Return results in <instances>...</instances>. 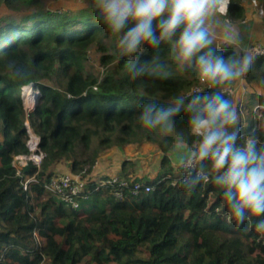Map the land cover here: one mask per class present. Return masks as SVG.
Wrapping results in <instances>:
<instances>
[{"label": "trees", "instance_id": "16d2710c", "mask_svg": "<svg viewBox=\"0 0 264 264\" xmlns=\"http://www.w3.org/2000/svg\"><path fill=\"white\" fill-rule=\"evenodd\" d=\"M86 1L65 12L46 7L43 0H0L11 9L0 17V264H264V239L247 226L235 229L227 223L211 186L202 185L190 196L173 187L182 172L173 171L169 151L198 145L185 113L172 118L170 130L146 128L138 119L142 102L170 106L187 94L199 83L194 74L178 71L168 46L162 45L158 50L146 47L137 66L158 57L166 75L146 70L134 79L128 65L137 54L118 61L117 37L95 21L93 0ZM31 5L33 10H20ZM244 12L240 0H231V20ZM94 45L102 51L101 75L86 70ZM27 84L40 93L29 111L19 98ZM245 84L239 94L247 99L242 135L255 132L264 144V126H259L264 55L257 57ZM258 103L263 108L254 109ZM26 122L44 155L38 167L29 161L18 169L16 157L30 153ZM145 142L157 144L162 171L155 178L132 177L123 160L119 176L152 190L132 194L129 184L123 197L116 198L113 186L98 185L109 177L98 172L76 208L52 193L41 199L58 163L73 173L84 167L89 172L102 150ZM30 176L35 181L24 189L23 180ZM16 200L23 211L16 210Z\"/></svg>", "mask_w": 264, "mask_h": 264}, {"label": "clouds", "instance_id": "9594fccd", "mask_svg": "<svg viewBox=\"0 0 264 264\" xmlns=\"http://www.w3.org/2000/svg\"><path fill=\"white\" fill-rule=\"evenodd\" d=\"M230 3L93 0V12L95 21L117 37L118 61L137 54L128 65L134 79L146 70L148 75H166L158 57L150 64L137 65L146 47L158 50L167 45L177 70L193 73L203 85L177 96L170 106L142 102L138 119L146 128L170 130L172 118L183 111L189 134L198 138V145L181 163L184 171L173 187L190 196L202 185L204 189L211 186L223 203L227 223L235 229L247 226L264 239V144L255 132L245 130L242 135L241 113L233 97L234 89L246 83L264 52L251 42L250 20L233 23L228 17ZM254 18L264 20V10L258 9ZM25 86L19 98L29 111L40 93L33 84ZM259 126H264V116Z\"/></svg>", "mask_w": 264, "mask_h": 264}, {"label": "rangeland", "instance_id": "374dc122", "mask_svg": "<svg viewBox=\"0 0 264 264\" xmlns=\"http://www.w3.org/2000/svg\"><path fill=\"white\" fill-rule=\"evenodd\" d=\"M46 7L48 8H61L62 11L65 12H72L78 9L81 6L86 5V0H43ZM258 5L263 4V0L257 1ZM263 6V5H261ZM247 12H246V18L245 20H250L253 26V31L251 32V42L252 41H259L264 44V20H261L260 22H256L254 18V12L252 11L251 5H246ZM34 6L31 5L29 7L22 6L20 9L23 12H26L28 9L33 10ZM10 7L6 4L1 2L0 3V17L6 13L11 12ZM264 10V8H262ZM244 15V13H243ZM241 18H235L232 20L233 23H237L239 21L244 20ZM221 28H217V32H220ZM105 45L109 46V42L106 40ZM110 52V50H108ZM102 54V51H98L96 49V46H92L90 49V57L86 60V70L88 72H94L96 75H101L103 71L105 70V67L101 65L98 56ZM112 64H108L106 68L110 67ZM246 87V84L241 85L238 90L236 91L235 95H233L235 103L238 105L240 112L242 115L245 114V108L243 105L245 104L246 100L244 97L240 98L239 94L241 91L244 90ZM261 91V90H260ZM255 108H263L262 104H257L254 106ZM27 144V141H26ZM96 141H93V147H95ZM197 146V145H196ZM189 152V146H186L185 144L180 145L169 151V157L170 161H173L174 163L178 162L179 159H182L185 157ZM161 156L162 153L158 149V146L156 143L151 142H145L142 145H134L129 144L122 148H116L111 147L109 149H104L101 151L100 156L93 166V169L96 170L95 175L98 172H102L107 175H119L121 172V164L123 160H128L126 163V172L132 176H148L150 178H155L160 171H162L161 167ZM172 162V163H173ZM18 169L19 165L16 164ZM176 171L175 166L173 168V171ZM55 174H61V173H69L71 170L69 167H67L63 162L58 163L54 168ZM98 175V174H97ZM26 180V179H25ZM23 180V183L25 182ZM49 196V192L44 189V192L42 194L41 199L46 198ZM15 208L17 211H23V204L20 201L16 200ZM35 238L38 242H42V238L39 237L37 234L35 235ZM114 264V263H111Z\"/></svg>", "mask_w": 264, "mask_h": 264}, {"label": "built area", "instance_id": "2783aa9c", "mask_svg": "<svg viewBox=\"0 0 264 264\" xmlns=\"http://www.w3.org/2000/svg\"><path fill=\"white\" fill-rule=\"evenodd\" d=\"M240 1L245 7L246 12H247L246 5L252 6L253 8L252 11L254 12V14L258 9L262 10V8H264V6H261L263 4L261 5L257 4L258 0H255V3L254 0H240ZM246 12H244L242 19L246 18L247 16ZM252 44L254 47L258 48L261 52H264L263 43L259 41H252ZM240 86L241 85H237V87L233 91V95H235L236 91ZM25 87L26 86H24L23 89ZM197 87H203V86L198 83L194 85V87L191 90ZM26 131L28 134L27 146L30 150V153L25 155H18L16 159L20 161L21 165H19V167L26 166L29 161H31L33 164H35L38 167L41 158L44 155L43 152L38 147L39 137L32 131L28 122H26ZM196 147H197L196 145L189 146V152L185 157L179 159L178 162L176 163L172 161L173 168L175 166L176 171L180 170L183 173L184 169L181 167V163L185 161V159L193 152V150ZM95 173L96 170H94L93 168L88 172L87 167H84L77 173L69 172V173L54 174L46 181V183L44 184V189L47 190L49 193L59 196L67 206L76 208L78 206L79 198H87L85 187L90 177L92 175H95ZM30 181H35L34 176H30L28 179L25 180V182L23 183L24 189H26L27 183ZM105 184H109L114 187L112 194L116 198L123 197V190L124 188L128 187L129 184H131L130 192L132 194H138V192H140L141 190H144L145 192L152 190V187L149 185H144L141 182L132 183V181H128L126 178L120 177L119 175H115V174L110 175L108 178L98 180V185L103 186ZM34 235H36V233H34Z\"/></svg>", "mask_w": 264, "mask_h": 264}]
</instances>
